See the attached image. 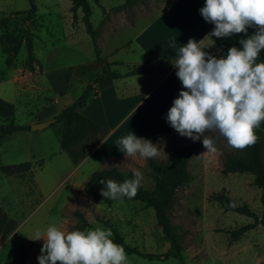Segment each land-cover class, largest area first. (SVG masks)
<instances>
[{
  "label": "rangeland",
  "instance_id": "374dc122",
  "mask_svg": "<svg viewBox=\"0 0 264 264\" xmlns=\"http://www.w3.org/2000/svg\"><path fill=\"white\" fill-rule=\"evenodd\" d=\"M167 1L146 0L126 6L125 0H90L93 10L91 20L97 31L99 48L105 52L106 44L114 38L120 40L129 34L130 25H121L120 20L131 21L137 13L153 10ZM34 2L37 12L34 22H31L25 13L30 8L29 0H0V36L8 31L32 33L35 56L42 64L41 68L36 64L35 71L27 69V49L23 43L12 65H8L7 44L0 41V98L11 100L16 105V121L20 124L29 123L32 118L30 109H36L41 102H49V105L53 104L58 110L73 103L87 84L103 74L104 67L103 63L95 61L94 43L82 21L81 9L78 10L76 18L71 12L72 0ZM106 27L116 29L113 30L115 34L111 33V37L101 41L100 35ZM129 67V64H124L117 69L123 72ZM67 72L70 73L69 78ZM178 79L177 76L172 77L155 92L158 87L151 79L138 76L131 78L133 85L127 87L126 91H133L135 87L138 95L132 100L145 99L133 110L132 101L123 98L124 93H119V85L99 89L98 94L93 95L88 102L92 109L91 118L108 131L111 128L114 131L106 143H101V147L88 152V155L91 154L83 163L81 173L83 177H87L98 169L111 166L123 171L139 169L143 174L141 184L152 189L155 182L149 159L138 155L126 157L121 152L118 140L133 131L138 137L159 144L161 149L154 159L162 163L177 148H185L191 153L189 169L193 178L177 190L175 202L169 212L184 248V262L172 256L167 259H149L125 251L127 264H264V226L258 225L238 240H232L229 231L254 222V218L235 211H226L211 198L214 194L225 191L239 205L248 204L256 213L261 214V190L254 184L253 175L223 172L224 154L234 148L218 132L204 134L215 141L216 150L209 152L203 146V136L194 142L191 138L181 136L166 121L167 111L180 92ZM57 92L60 93L58 100ZM161 92L169 95L171 100H164L156 105ZM61 129L62 124L54 122L44 131L49 134L50 151L57 152L54 163L47 164L45 170L38 175L39 181L47 184V188L43 189L42 197L34 199L29 207L20 211L25 212V224L6 238L0 236V264H14L15 261L16 264H36L34 258L26 262V257L30 255V243L35 241L30 238L36 231L42 234V228L47 229L52 224L65 231L66 228L62 226L66 222L64 217L68 220L66 231L76 229L79 222L76 210L82 212L95 227L111 229L106 224L109 222L131 246L142 252L156 255L166 253L170 244L163 239L154 210L146 208L144 203L134 199L111 203L96 201L83 190L74 201L69 204L65 202L69 196L74 199L76 192L72 191V178L67 183L60 184L71 171L66 170L62 158L70 166H74L68 154L61 151ZM93 140L94 137H90L88 143ZM16 145L19 146L20 141L9 140L2 151L10 154ZM9 181L11 180L0 173V199L7 200L4 203L7 207L14 206L12 199L21 193L20 187ZM28 241L31 242L27 244ZM24 246L25 252L20 253ZM37 246L40 252L42 245Z\"/></svg>",
  "mask_w": 264,
  "mask_h": 264
},
{
  "label": "clouds",
  "instance_id": "9594fccd",
  "mask_svg": "<svg viewBox=\"0 0 264 264\" xmlns=\"http://www.w3.org/2000/svg\"><path fill=\"white\" fill-rule=\"evenodd\" d=\"M199 12L214 27L203 39L190 38L177 49L172 64L183 87L168 109L166 121L194 142L203 136L206 151L216 150L214 139L204 135L209 132H218L230 147L243 149L256 141V129L264 122V60H259L264 50V0H204ZM249 27L255 28L251 35ZM242 32L240 47L233 44L222 56L205 50L215 43L213 38ZM118 145L126 157L143 159L157 157L161 149L133 131L121 137ZM142 175L133 169V177L123 182L102 180L101 195L114 201L130 200L136 196ZM41 238L38 264L128 261L124 247L103 226L63 231L52 224L43 235L36 231L30 239Z\"/></svg>",
  "mask_w": 264,
  "mask_h": 264
},
{
  "label": "trees",
  "instance_id": "16d2710c",
  "mask_svg": "<svg viewBox=\"0 0 264 264\" xmlns=\"http://www.w3.org/2000/svg\"><path fill=\"white\" fill-rule=\"evenodd\" d=\"M146 0H125V5H135L143 3ZM30 8L25 11L28 19L34 22L37 12V5L34 0H29ZM98 2V0H95ZM71 12L76 18L77 12L81 9L83 16L82 21L88 34L94 43V51L96 62L103 63V74L95 81L87 84L81 94L73 100V103L64 107L56 116V123L62 124L60 132V141L62 147L68 152L74 161V164L81 163L87 156L88 152L96 148L103 138L108 134V130L100 123L85 115L82 110L88 104L93 95H97L99 89H105L113 85L117 78L129 77L134 75H149L153 73V69L142 66H134L133 68L122 73L112 69L113 65H122L123 62L117 61L110 63L106 58L101 57V50L97 42V31L93 28L91 16L93 14L90 0H72ZM0 41L7 44L6 52L9 53L6 59L8 65H12V61L19 54L23 43L27 49V69L35 71L36 64L42 67L35 56L34 35L32 33L8 31L0 36ZM237 47H240L237 46ZM227 51L223 53L226 54ZM69 78L70 73H66ZM31 124H20L16 121V105L4 98H0V143L4 136L17 132L30 131ZM256 141L243 149L228 151L224 154L223 172L226 174L240 173L252 174L254 184L261 190L259 200L261 201V214L256 213L248 204L239 205L235 199L229 196L225 191L214 194L211 198L216 201L224 210L235 211L248 217L254 218V222L244 224L236 229L229 231L232 240H238L249 230L256 228L258 225L264 226V122L256 129ZM94 137L91 143L89 138ZM191 153L185 148H177L164 163L154 158H149V166L153 170L154 187L152 189L144 187L140 183V187L136 196L130 200H136L144 203L146 208H152L155 212L158 227L163 233V239L169 242L170 247L163 255L150 254L140 251L131 246L116 228L106 222L113 232V238L116 243L121 244L127 253H137L144 257L152 259L153 257L169 258L176 257L184 262L183 245L180 241L176 226L173 224L169 212L175 202L176 192L179 188L188 184L193 176L189 169V160ZM28 163L17 165H9L6 167L9 173H14L25 169ZM133 177V171H123L115 166L104 167L94 171L83 184V192L96 201L113 202L114 200L104 198L101 195L103 188L102 180L111 179L116 182H123L125 179ZM115 201H129L124 198ZM79 219L76 228L86 229L94 228L84 214L78 210L75 211ZM15 228V222L9 219L0 208V236L5 237ZM24 246L20 253L25 252Z\"/></svg>",
  "mask_w": 264,
  "mask_h": 264
},
{
  "label": "crops",
  "instance_id": "0c3cea01",
  "mask_svg": "<svg viewBox=\"0 0 264 264\" xmlns=\"http://www.w3.org/2000/svg\"><path fill=\"white\" fill-rule=\"evenodd\" d=\"M203 4L204 0H168L160 7L153 8V10L137 13L131 21L128 19H122L120 20L121 25L127 23L130 25L129 34L120 40L114 38L112 42L106 44L105 52L100 47L101 57L106 58L108 62H123L122 65L112 66V69L115 71H118L117 67L123 66L124 64H129L131 67L124 70L122 73L133 68L134 66L148 67L151 69L159 67L163 69L162 71L159 70L149 75H134L129 77H121L114 80L113 86L119 85V93L121 92L125 94L122 95L123 98L130 99L129 101H132V110L135 109V107H137L145 99L132 100L136 95H138V91L135 87H133V91H126L127 87L129 88L133 85V82L130 81L131 78L138 76L151 79L155 86L158 87L155 88L156 92L159 88L166 84L167 81L176 76L177 69L173 66L172 59L175 58L176 51L181 46V44L186 43L190 38L201 40L207 33L212 31L214 25L206 22L199 12V9L203 6ZM113 30L111 27H106L102 31L99 39L101 41H105L104 38H107L111 33H114ZM254 31L255 28L249 27L248 34L251 35L254 33ZM244 35L245 34L242 32L239 34H234L230 38H213L215 43L205 50L213 55H216L217 57L222 56L223 53L227 51V49L233 44L239 46V40L244 38ZM259 60H264V50H261ZM178 85L181 90L183 86L179 79ZM159 98L160 99H157L155 102L156 105L161 104V102H164V100H171V97L163 92L159 94ZM70 104L72 103H69V105ZM63 108L64 107H62V109ZM61 110H58L53 104L49 105V102H41V105H37L36 109H30L29 112L32 118L27 124L52 119L56 117L61 112ZM82 112L85 115L91 117L92 109L89 108V103L86 105V107H84ZM45 129L46 128L42 129V131L30 130L17 132L11 135L9 134L4 136L1 140L0 173L10 179L11 181L9 182L11 184L18 186L21 189L19 196L12 199V202L15 203L14 206L12 204H10L12 205L11 207L4 206V203L7 202V200L0 199V208L9 219L15 222V228L9 234H7V236L17 231V229L22 224H25L27 221L26 216H24L25 212L20 213V211L27 206L29 207L34 199L42 197L43 189L47 188V184H43L39 181L38 175L40 172L45 170L47 164L54 163V157L56 156L57 152L50 151L49 134L48 132H44L46 131ZM113 131L114 129L111 128L107 132L108 134L101 142L102 145L110 139L112 135L111 133ZM13 139L20 141V145L14 146V149L10 151V154L8 152L6 153L2 151L4 145H6L9 140ZM99 146L101 147V145H98L95 150L98 149ZM60 148L61 151L68 154V152L62 147L61 141ZM17 152L20 154L17 155ZM89 155L81 163L74 164L73 159L68 154L71 161L73 162L72 164H74L73 167L70 166L67 161H65V158H62L66 170L69 169L71 171L67 175L66 179L64 178L60 184H65L69 181V179L72 178V191L76 192V194L74 193L76 195L74 199L69 196L65 200L67 204L74 201L76 197L79 196L84 182L90 177V175L83 177V173H81L80 170L83 163L89 159ZM22 163H28L29 166L14 173H9L6 169V167L9 165H17ZM61 173L63 174V170ZM64 219L66 222L62 223V226L67 229L68 220L65 217ZM45 230L46 229L43 227L42 235L46 232ZM30 242L31 241H28L27 244ZM30 244V255L26 257V262L31 258H34L36 264H38L37 256L40 254V252L37 249V245H42L43 239L41 238L35 240ZM14 264H16V261Z\"/></svg>",
  "mask_w": 264,
  "mask_h": 264
},
{
  "label": "water",
  "instance_id": "95a60500",
  "mask_svg": "<svg viewBox=\"0 0 264 264\" xmlns=\"http://www.w3.org/2000/svg\"><path fill=\"white\" fill-rule=\"evenodd\" d=\"M159 70H163L162 68H155L153 71H159ZM57 121V117H54L52 119L49 120H44V121H40V122H35L31 124V130H41L48 127L50 124L54 123Z\"/></svg>",
  "mask_w": 264,
  "mask_h": 264
},
{
  "label": "built area",
  "instance_id": "2783aa9c",
  "mask_svg": "<svg viewBox=\"0 0 264 264\" xmlns=\"http://www.w3.org/2000/svg\"><path fill=\"white\" fill-rule=\"evenodd\" d=\"M56 96H57V99H58V97L60 96V94H59V93H56ZM57 99H56V100H57Z\"/></svg>",
  "mask_w": 264,
  "mask_h": 264
}]
</instances>
